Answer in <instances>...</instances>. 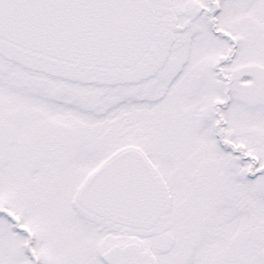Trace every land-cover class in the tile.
I'll return each mask as SVG.
<instances>
[{
  "label": "snow or ice",
  "instance_id": "6c2138e0",
  "mask_svg": "<svg viewBox=\"0 0 264 264\" xmlns=\"http://www.w3.org/2000/svg\"><path fill=\"white\" fill-rule=\"evenodd\" d=\"M0 264H264V0H0Z\"/></svg>",
  "mask_w": 264,
  "mask_h": 264
}]
</instances>
